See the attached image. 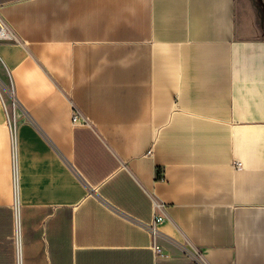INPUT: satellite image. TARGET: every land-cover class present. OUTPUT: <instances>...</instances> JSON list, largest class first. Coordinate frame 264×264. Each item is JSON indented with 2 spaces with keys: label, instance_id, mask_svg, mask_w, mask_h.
I'll return each mask as SVG.
<instances>
[{
  "label": "crops",
  "instance_id": "1",
  "mask_svg": "<svg viewBox=\"0 0 264 264\" xmlns=\"http://www.w3.org/2000/svg\"><path fill=\"white\" fill-rule=\"evenodd\" d=\"M260 10L0 0V264H264Z\"/></svg>",
  "mask_w": 264,
  "mask_h": 264
},
{
  "label": "built area",
  "instance_id": "2",
  "mask_svg": "<svg viewBox=\"0 0 264 264\" xmlns=\"http://www.w3.org/2000/svg\"><path fill=\"white\" fill-rule=\"evenodd\" d=\"M0 28H2L5 32H0V39H14L13 32L11 31L10 27L7 25V23L2 19L0 16ZM73 121H78L80 119V116L77 114V111L74 110L73 116H72ZM235 169L241 168V164L239 162H236L234 165ZM150 230L153 234V236L156 234V229L154 227V224H151ZM154 251L159 252V247L157 245H153ZM191 258L193 260V264H205L203 261L201 254L198 251L191 252Z\"/></svg>",
  "mask_w": 264,
  "mask_h": 264
},
{
  "label": "rangeland",
  "instance_id": "3",
  "mask_svg": "<svg viewBox=\"0 0 264 264\" xmlns=\"http://www.w3.org/2000/svg\"><path fill=\"white\" fill-rule=\"evenodd\" d=\"M260 17H261V15H262V22H261V27L262 28H264V11H262V10H260ZM259 34H261V35H264V32H258Z\"/></svg>",
  "mask_w": 264,
  "mask_h": 264
},
{
  "label": "bare ground",
  "instance_id": "4",
  "mask_svg": "<svg viewBox=\"0 0 264 264\" xmlns=\"http://www.w3.org/2000/svg\"><path fill=\"white\" fill-rule=\"evenodd\" d=\"M0 32H5L2 28H0Z\"/></svg>",
  "mask_w": 264,
  "mask_h": 264
}]
</instances>
